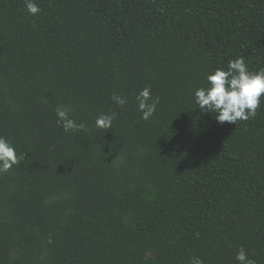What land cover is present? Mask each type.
<instances>
[{"label":"trees","instance_id":"16d2710c","mask_svg":"<svg viewBox=\"0 0 264 264\" xmlns=\"http://www.w3.org/2000/svg\"><path fill=\"white\" fill-rule=\"evenodd\" d=\"M35 2L0 0V136L20 156L0 175V264H239L241 247L264 264V97L221 124L194 96L237 57L264 68V0Z\"/></svg>","mask_w":264,"mask_h":264},{"label":"clouds","instance_id":"9594fccd","mask_svg":"<svg viewBox=\"0 0 264 264\" xmlns=\"http://www.w3.org/2000/svg\"><path fill=\"white\" fill-rule=\"evenodd\" d=\"M25 8L31 15L41 11L35 0H25ZM209 87H199L195 90V103L204 112L215 113L218 123L237 124L238 121H247L254 118L257 109L260 107L264 97V68L253 72L248 68L243 57L232 59L228 63L227 70L216 69L207 75ZM112 99L119 105H124L126 100L123 97L113 95ZM138 110L142 113V119L148 120L156 111L159 99H153L151 89L148 87L139 91ZM57 124L65 132L79 130L83 124H77L70 118L63 106L56 108ZM116 114L98 115L95 121L97 128L109 129ZM20 163V156L14 145L5 137L0 136V175L9 172L14 165ZM235 259L239 264H256V261L249 258L243 247L236 254ZM190 264H203L199 257L191 258Z\"/></svg>","mask_w":264,"mask_h":264}]
</instances>
